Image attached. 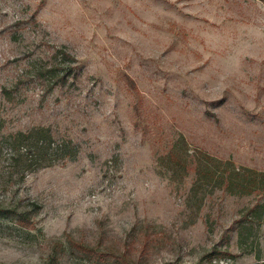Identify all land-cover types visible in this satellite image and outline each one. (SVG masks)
Listing matches in <instances>:
<instances>
[{
    "label": "rangeland",
    "instance_id": "374dc122",
    "mask_svg": "<svg viewBox=\"0 0 264 264\" xmlns=\"http://www.w3.org/2000/svg\"><path fill=\"white\" fill-rule=\"evenodd\" d=\"M35 127L22 180L0 140V264H264V195L194 184L200 152L264 172V0H0V138Z\"/></svg>",
    "mask_w": 264,
    "mask_h": 264
},
{
    "label": "trees",
    "instance_id": "16d2710c",
    "mask_svg": "<svg viewBox=\"0 0 264 264\" xmlns=\"http://www.w3.org/2000/svg\"><path fill=\"white\" fill-rule=\"evenodd\" d=\"M52 58L55 61L50 66L44 67L40 73L48 75L52 79V84H65L70 72H72V77L77 76L79 67L76 59L63 47H56L52 52ZM0 140L7 144L11 166L13 168L17 166L16 168L20 171L18 180L23 179L24 172L34 170L44 164H50L52 159L48 163L44 162L47 160V154H49L48 158H52L51 154H54L57 146L61 145H53L54 141L48 127H35L29 131L7 133L2 135ZM47 150H49V153H47ZM66 154L71 155L72 153L67 151ZM171 154L175 155L176 152L172 151ZM195 175L194 184L197 188L201 185L223 188L236 194L257 192L264 195L263 171L246 166H237L230 160H223L206 152H200L198 155ZM11 212L14 211L12 209H6L5 211L0 209V215L2 216H6ZM27 213L26 211L18 213L19 222L24 225L31 223ZM245 216L252 218V220L264 221V201L248 207Z\"/></svg>",
    "mask_w": 264,
    "mask_h": 264
}]
</instances>
